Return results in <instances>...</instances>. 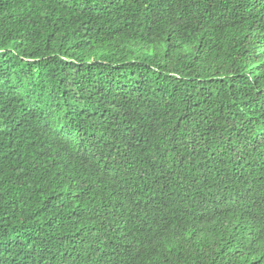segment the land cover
Instances as JSON below:
<instances>
[{
  "label": "trees",
  "instance_id": "1",
  "mask_svg": "<svg viewBox=\"0 0 264 264\" xmlns=\"http://www.w3.org/2000/svg\"><path fill=\"white\" fill-rule=\"evenodd\" d=\"M0 264H264V0H0Z\"/></svg>",
  "mask_w": 264,
  "mask_h": 264
}]
</instances>
